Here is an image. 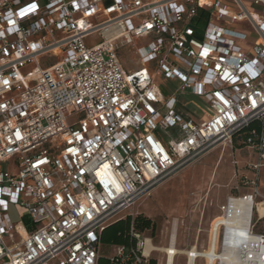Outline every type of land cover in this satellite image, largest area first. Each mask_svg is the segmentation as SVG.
Returning a JSON list of instances; mask_svg holds the SVG:
<instances>
[{"label":"built area","instance_id":"built-area-1","mask_svg":"<svg viewBox=\"0 0 264 264\" xmlns=\"http://www.w3.org/2000/svg\"><path fill=\"white\" fill-rule=\"evenodd\" d=\"M157 75L203 99L208 119L178 116ZM252 123L249 192L211 222L214 264H264V0H0V264H97L107 227ZM175 128L180 139H159ZM10 206L30 222L12 224ZM130 236L111 261L147 264L146 238ZM192 250L186 264L210 263Z\"/></svg>","mask_w":264,"mask_h":264},{"label":"rangeland","instance_id":"rangeland-1","mask_svg":"<svg viewBox=\"0 0 264 264\" xmlns=\"http://www.w3.org/2000/svg\"><path fill=\"white\" fill-rule=\"evenodd\" d=\"M143 42L142 39L137 40L136 46L139 47ZM136 46L125 48L120 52L121 62L126 71H135L139 67L142 55ZM149 69L156 70L154 65H150ZM155 83L165 100L171 96L176 97V114L182 119H192L195 122L208 119L210 109L207 103L188 92L181 94L179 81H172L157 75ZM158 137L166 144L169 140L177 141L182 136L175 128L158 131ZM242 144V139L237 137L236 140L234 138L233 149L224 146L214 148L160 185L151 197L141 201L125 213V218L142 215L150 219L154 229L147 231L144 237L151 239L156 248L168 247L175 229L176 247L179 250L190 251L195 248L199 252L207 253L211 222L214 217L220 215V207L228 197L249 192L247 188L241 186L240 181L242 175L251 178L245 165L253 162L256 155ZM1 167L6 172H16L14 161L3 163ZM259 186L263 202L258 208L260 215L264 216V171ZM8 215L12 224L21 220L25 224L30 222L29 218L19 214L13 206L8 208ZM259 228L261 230L262 225ZM101 249L105 254L110 252V257L116 254L114 248L102 245ZM151 260L156 261V264H166V255L161 251H154L147 258V264H150ZM186 262V256L182 255L176 259L175 264H186Z\"/></svg>","mask_w":264,"mask_h":264},{"label":"trees","instance_id":"trees-1","mask_svg":"<svg viewBox=\"0 0 264 264\" xmlns=\"http://www.w3.org/2000/svg\"><path fill=\"white\" fill-rule=\"evenodd\" d=\"M257 129L260 133V128L257 123H252L249 128L243 129L236 135L240 137L243 141L244 146H248V139L250 138V131ZM243 136V137H241ZM255 140H258L256 138ZM131 228H133L137 233L145 235L149 230L154 229L152 221L142 215H138L135 218L128 216L127 218L120 219L107 227L100 236V248L102 245L107 247H123L125 250L129 251L135 247V240L130 236ZM110 252L105 254L103 250H99V258L97 264H117L111 261ZM129 264V263H127ZM150 264H156V261L151 260Z\"/></svg>","mask_w":264,"mask_h":264},{"label":"bare ground","instance_id":"bare-ground-1","mask_svg":"<svg viewBox=\"0 0 264 264\" xmlns=\"http://www.w3.org/2000/svg\"><path fill=\"white\" fill-rule=\"evenodd\" d=\"M227 147V146H225ZM176 241H177V235H176V231L174 229L172 236H171V243L168 247L159 249L154 247V245L152 244L151 240L146 239V243H145V249H144V255L149 257L151 255L152 252L154 251H161L166 255V264H175L176 259L182 255L185 256H189L191 251H181L176 247ZM192 252H196L195 248H193ZM208 258H210V263L209 264H214L212 261L214 259V252L213 250L208 251L207 253H205ZM189 264H193V260L190 259L189 260Z\"/></svg>","mask_w":264,"mask_h":264},{"label":"crops","instance_id":"crops-1","mask_svg":"<svg viewBox=\"0 0 264 264\" xmlns=\"http://www.w3.org/2000/svg\"><path fill=\"white\" fill-rule=\"evenodd\" d=\"M216 217H217V216H216ZM216 217H214V218H216ZM113 248H114V249H115V251H116V249H117L118 247H116V246H115V247H113ZM99 250H100V248H99Z\"/></svg>","mask_w":264,"mask_h":264},{"label":"snow or ice","instance_id":"snow-or-ice-1","mask_svg":"<svg viewBox=\"0 0 264 264\" xmlns=\"http://www.w3.org/2000/svg\"><path fill=\"white\" fill-rule=\"evenodd\" d=\"M33 8H35V5H32ZM23 15V12L21 13Z\"/></svg>","mask_w":264,"mask_h":264}]
</instances>
